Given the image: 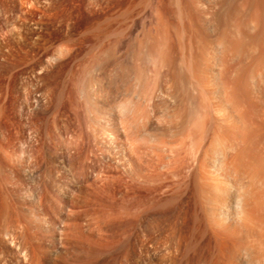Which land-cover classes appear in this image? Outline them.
Wrapping results in <instances>:
<instances>
[{"label": "rangeland", "instance_id": "1", "mask_svg": "<svg viewBox=\"0 0 264 264\" xmlns=\"http://www.w3.org/2000/svg\"><path fill=\"white\" fill-rule=\"evenodd\" d=\"M263 175L264 0H0V264H264Z\"/></svg>", "mask_w": 264, "mask_h": 264}, {"label": "bare ground", "instance_id": "2", "mask_svg": "<svg viewBox=\"0 0 264 264\" xmlns=\"http://www.w3.org/2000/svg\"><path fill=\"white\" fill-rule=\"evenodd\" d=\"M251 1V0H250ZM256 1V0H255ZM262 1V0H261ZM259 1H257V3H258ZM252 3V2H251ZM262 3V2H261ZM256 6V5H255ZM261 7H262V5H260ZM254 10V9H253ZM205 12V11H204ZM195 13V12H194ZM202 14H203V12H202ZM195 15V14H194ZM199 15V14H198ZM204 15V14H203ZM193 16V15H192ZM202 16V15H201ZM195 17V16H194ZM196 17H197V14H196ZM196 17H195V19H196ZM262 17V16H261ZM255 18V17H254ZM253 18V19H254ZM197 19H199V18H197ZM201 19H202V17H201ZM205 19V18H204ZM260 19V18H259ZM190 20H192V19H190ZM203 20V19H202ZM206 20V19H205ZM208 20V19H207ZM197 21V20H196ZM245 21V20H244ZM261 22V21H260ZM192 23V22H191ZM247 23H248V21H247ZM257 23V22H256ZM201 24V23H200ZM227 25V24H226ZM204 26V25H203ZM225 26V25H224ZM208 28V27H207ZM245 28V27H244ZM260 28H261V26H260ZM201 29V28H200ZM216 29H218V28H216ZM238 29V28H237ZM256 29V28H255ZM220 30V29H219ZM202 31H204V30H202ZM207 32V31H206ZM205 32V33H206ZM209 32V31H208ZM211 32V31H210ZM237 32H238V30H237ZM261 32V31H260ZM204 34V33H203ZM217 34H218V32H217ZM224 34H225V32H224ZM227 34V33H226ZM245 34V33H244ZM258 34V33H257ZM193 35V34H192ZM191 35V36H192ZM208 35H209V33H208ZM243 35V34H242ZM201 36V35H200ZM224 37V36H223ZM230 37V36H229ZM242 37V36H241ZM190 38V37H189ZM202 39H204L203 37H201ZM221 38V37H220ZM222 40H223V38H221ZM220 39V40H221ZM229 39V38H228ZM245 39V38H244ZM197 41H198V39H196ZM205 40V39H204ZM219 40V41H220ZM207 41H208V38H207ZM218 41V40H217ZM246 41V40H245ZM200 42H202L201 40H200ZM202 43H204V42H202ZM217 43V42H216ZM201 44V43H200ZM205 44H206V42H205ZM208 44V43H207ZM206 44V45H207ZM240 44H244V42L243 43H240ZM255 44V43H254ZM193 45V44H192ZM192 45H190V46H192ZM204 45V44H203ZM203 47H205V46H203ZM217 47V46H216ZM254 47V46H253ZM194 48V47H193ZM201 48V47H200ZM200 48H199V51H201L200 50ZM240 48V47H239ZM205 49H207V48H205ZM205 49H202V50H204L205 51ZM208 49H210V47H208ZM217 49V48H216ZM237 49V48H236ZM262 49V48H261ZM197 51V50H196ZM208 51V50H207ZM238 51V50H237ZM242 51V50H241ZM195 53V52H194ZM193 53V54H194ZM202 53H204L203 51H202ZM197 54V53H196ZM200 54V53H199ZM198 54V55H199ZM243 54V53H242ZM245 55V54H244ZM200 56V55H199ZM207 56H208V54H207ZM254 56V55H253ZM194 57V56H193ZM192 57V58H193ZM204 57V56H203ZM203 57H201V58H203ZM252 57V56H251ZM197 58V57H196ZM204 58H207V57H204ZM203 58V59H204ZM195 59V57L193 58V60ZM192 60V61H193ZM199 60V59H198ZM191 61V60H190ZM189 61V62H190ZM197 61V60H196ZM198 62H200V61H198ZM198 62H197V64H198ZM207 61L205 60V62H203V63H206ZM200 63H202V62H200ZM191 64H192V62H191ZM190 64V65H191ZM257 64V63H256ZM189 65V66H190ZM208 65V64H207ZM211 65V64H210ZM260 65V64H259ZM192 66V65H191ZM195 66H197V65H195ZM195 66H193V67H195ZM205 66H206V64H205ZM258 66V65H257ZM198 67H199V65H198ZM203 67H204V65H203ZM207 68V67H206ZM205 68V69H206ZM239 68V67H238ZM250 68V67H249ZM190 69H191V67H190ZM196 69H197V67H196ZM196 69H194V70H196ZM208 69V68H207ZM254 69V68H253ZM252 69V70H253ZM186 70V69H185ZM257 70V69H256ZM255 70V71H256ZM261 70V69H260ZM202 71V70H201ZM250 71V70H249ZM262 71V70H261ZM190 72V71H189ZM206 72H207V70H206ZM256 72H259V71H256ZM191 73V72H190ZM193 73L195 74L196 72H194L193 71ZM220 73V72H219ZM233 73V72H232ZM251 73V72H250ZM260 73V72H259ZM262 73V72H261ZM198 74L199 73H197V77H199L198 76ZM216 74V73H215ZM218 74V73H217ZM253 74V73H252ZM191 75V74H190ZM189 75V76H190ZM242 75V74H241ZM249 76L251 75V74H248ZM192 76V75H191ZM196 76V75H195ZM214 76V75H213ZM221 76V75H220ZM217 77H219L218 75H217ZM216 77V78H217ZM223 77V76H222ZM221 77V78H222ZM239 77V76H238ZM255 77V76H254ZM188 78V77H187ZM193 78V77H192ZM201 78V77H200ZM234 78H235V76H234ZM189 79V78H188ZM191 79V78H190ZM194 80H195V78H193ZM192 79V80H193ZM224 79H226V78H224ZM246 79V78H245ZM249 79V78H248ZM247 79V80H248ZM197 80H199L200 81V79H198L197 78ZM202 80V79H201ZM237 80V79H236ZM235 80V81H236ZM198 81V82H199ZM213 81H214V79H213ZM220 81V80H219ZM187 82V81H186ZM197 82V83H198ZM205 82L206 81H204V83H202V84H205ZM223 82V81H222ZM185 83V82H184ZM193 83V82H192ZM208 83V82H207ZM210 83V82H209ZM212 83H214V82H212ZM219 83V82H218ZM224 83H225V81H224ZM236 83V82H235ZM186 84V83H185ZM199 84V83H198ZM221 84V83H220ZM168 85H170V84H168ZM196 85V84H195ZM205 85H207V84H205ZM204 85V86H205ZM212 85V84H211ZM219 85V84H218ZM199 86V85H198ZM204 86H202V87H204ZM209 85H207V87L206 88H208V92H209V87H208ZM215 86V85H214ZM217 86V85H216ZM187 87V86H186ZM219 87V86H218ZM223 87V86H222ZM221 87V88H222ZM189 88V87H188ZM205 88V89H206ZM215 88V87H214ZM228 88V90H229V87H227ZM168 89V88H167ZM169 89H170V87H169ZM224 89V88H223ZM203 90H204V88H203ZM220 90V89H219ZM218 90V91H219ZM186 91H188V90H186ZM194 91V90H193ZM197 91V90H196ZM206 91V90H205ZM211 91H212V89H211ZM227 91V90H226ZM225 91V92H226ZM175 92V91H174ZM204 92V91H203ZM221 92V91H220ZM229 92V91H228ZM232 92V91H231ZM189 93V92H188ZM188 93H187V95H188ZM219 93V92H218ZM178 94V93H177ZM177 94H175V95H177ZM206 94V93H205ZM204 94V95H205ZM172 95H173V93H172ZM179 95V94H178ZM190 95V94H189ZM188 95V96H189ZM201 95V94H200ZM203 95V94H202ZM211 95V94H210ZM209 95V96H210ZM228 95V94H227ZM231 95V94H230ZM148 96H149V94H148ZM175 97V96H174ZM207 97V96H206ZM211 97V96H210ZM176 98H178L177 96H176ZM219 98V97H218ZM224 98V97H223ZM232 98V97H231ZM235 98V97H234ZM189 99V98H188ZM191 99V98H190ZM206 99V98H205ZM207 101L209 100V99H206ZM231 100H233V99H231ZM239 100V99H238ZM196 101V100H195ZM224 101V100H223ZM222 101V102H223ZM225 102H228V101H225ZM239 102V101H238ZM190 103V102H189ZM210 103V102H209ZM229 103V102H228ZM227 103V104H228ZM240 103V102H239ZM184 104V103H183ZM182 104V105H183ZM215 104V103H214ZM223 104H224V102H223ZM226 104V103H225ZM237 104V103H236ZM235 104V105H236ZM205 105V104H204ZM237 105H239V104H237ZM208 106V105H207ZM215 106V105H214ZM217 106V105H216ZM232 106V105H231ZM240 106V105H239ZM219 107V106H218ZM230 107V106H229ZM238 107V106H237ZM241 107V106H240ZM169 108V107H168ZM195 108V107H194ZM220 108V107H219ZM129 109H130V107H129ZM129 109H126V110H129ZM182 109H183V106H182ZM232 109V108H231ZM170 110V109H169ZM217 110V109H216ZM233 110H234V107H233ZM184 111V110H183ZM186 111V110H185ZM225 111V110H224ZM228 111H229V109H228ZM238 110H236V112H237ZM177 112V111H176ZM220 112V111H219ZM230 112V111H229ZM228 112V113H229ZM235 112V113H236ZM180 113V112H179ZM185 113V112H184ZM217 114H218V112H216ZM175 114V113H174ZM178 114V113H177ZM206 114V113H205ZM240 114V113H239ZM180 115V114H179ZM213 115V114H212ZM234 115V114H233ZM237 115V117L239 116L238 114H236ZM210 116V115H209ZM244 116V115H243ZM213 117H215V116H213ZM216 117H217V115H216ZM219 117H220V115H219ZM209 117L207 116V119H208ZM218 118V117H217ZM234 118V117H233ZM212 119V118H211ZM241 119V118H240ZM214 120V119H213ZM212 120V121H213ZM135 121H137L136 119H135ZM209 121V120H208ZM207 121V122H208ZM232 121V120H231ZM151 122V121H150ZM217 122V121H216ZM244 122H245V120H244ZM230 123V122H229ZM236 123V122H235ZM213 124V123H212ZM139 125V124H138ZM207 125V124H206ZM209 125V124H208ZM214 126V125H213ZM228 126V125H227ZM171 127V126H170ZM235 127V126H234ZM236 128V127H235ZM210 130V129H209ZM209 130H208V132L207 133H209ZM224 130H225V128H224ZM211 131V130H210ZM215 131V130H214ZM220 131V130H219ZM223 131V130H222ZM206 132V131H205ZM226 132V131H225ZM220 133V132H219ZM202 135H203V133H201ZM226 134V133H225ZM208 135V134H207ZM206 135V136H207ZM216 135V134H215ZM209 136V135H208ZM221 136V135H220ZM222 137H224V136H222ZM202 138H203V136H202ZM205 139H206V137H205ZM214 140V139H213ZM216 140V139H215ZM217 141H219V140H217ZM221 141V140H220ZM212 142V141H211ZM218 142H216V144H217ZM220 143V142H219ZM223 143V140H222V142H221V144ZM243 143V142H242ZM235 144V143H234ZM233 144V145H234ZM213 145H214V143H213ZM217 145H219V144H217ZM241 145V144H240ZM216 146V145H215ZM224 145H222V147H223ZM231 146H232V144H231ZM236 146H237V144H236ZM219 147V146H218ZM245 147V146H244ZM216 149V148H215ZM218 149V148H217ZM226 149H229L228 147L226 148ZM225 148H221V150L220 151H218V152H220V153H218V154H221V156H222V161H223V164L225 165L223 168H225L226 167V169H227V172L229 171V173H231V175L232 176H234L233 178H235V180L237 181V182H239L240 184H243V187H242V189L240 190L241 191V193L240 194H238V200H237V209H238V218H239V221L238 222H241L240 223V225L238 224V226H239V228L238 229H240L241 231H243V233L245 232V235H248V236H251L252 234H255V233H253L254 231V229H255V227H254V225H255V223H257L260 219H256V211H259L258 209H259V207H260V205H261V200L262 199H260V197H259V192H257V183H259V182H261L262 180H263V178H262V176H261V174H259V172L257 171V169L254 167V164L253 165H251L250 163H248L247 162V160H245L244 159V157H242V155L241 156H239V154L238 155H231V154H229L228 153V151L226 150ZM233 149V148H232ZM236 149V148H235ZM230 150V149H229ZM243 150V149H242ZM215 152V151H214ZM247 152V151H246ZM235 153H237V152H235ZM240 153V152H239ZM248 153V152H247ZM246 155V154H245ZM248 156H249V154H247ZM247 156V157H248ZM249 158V157H248ZM257 158V157H256ZM220 160V159H219ZM202 162H204V161H202ZM255 163V162H254ZM221 164V163H220ZM223 164H221V165H223ZM261 164V163H260ZM256 165H258V164H256ZM201 166H203V165H201ZM259 166V165H258ZM260 167H261V165H260ZM222 168V167H221ZM205 169V168H204ZM202 170V169H201ZM219 171H221V170H219ZM261 173V172H260ZM204 174V173H203ZM205 174H208V173H205ZM200 175V174H199ZM205 176V175H204ZM203 176V177H204ZM264 176V175H263ZM209 177H210V175H209ZM208 178V177H207ZM211 179V178H210ZM210 179L208 180V179H206L205 180V188L206 189H208V190H210V195H211V193L213 194V196H214V198L215 199H219V198H222L223 197V195H224V188L222 187V186H220V185H216L215 184V182L214 183H212V181L210 182ZM199 182V181H198ZM236 182V183H237ZM203 183V182H202ZM262 184V183H261ZM236 185V184H235ZM264 185V184H263ZM202 188V187H201ZM203 190V189H202ZM226 191V190H225ZM208 192V191H207ZM239 193V192H238ZM261 193V192H260ZM209 195V196H210ZM213 196H211V197H213ZM264 197V196H263ZM208 198H210V197H208ZM262 198V197H261ZM213 201V200H212ZM264 202V201H263ZM259 216V215H258ZM227 220V219H226ZM225 221V220H224ZM257 221V222H256ZM261 222V221H260ZM230 223V222H229ZM233 223V222H232ZM235 223V222H234ZM259 223V222H258ZM257 223V225H259ZM263 223V222H262ZM223 224V223H222ZM221 224V225H222ZM224 225H225V222H224ZM223 225V227H225ZM237 225V224H236ZM237 226V227H238ZM257 227V226H256ZM260 227V226H259ZM236 228V227H235ZM259 229V228H258ZM233 230V229H232ZM257 230V229H256ZM236 232V231H235ZM238 232V231H237ZM256 232V231H255ZM234 233V232H233ZM239 233V232H238ZM237 234V233H236ZM252 237V236H251ZM253 238H254V236H253ZM262 244V243H261ZM258 245L259 244H256L255 242L254 243H247L246 244V246H245V250L248 252V253H250L251 255H252V259L254 258V260H256L257 262H261V260L262 259H264L263 257V253H261V251L263 252V250L261 249V250H258ZM260 246V245H259ZM262 248V247H261ZM258 264V263H257ZM259 264H263L262 262L261 263H259Z\"/></svg>", "mask_w": 264, "mask_h": 264}]
</instances>
